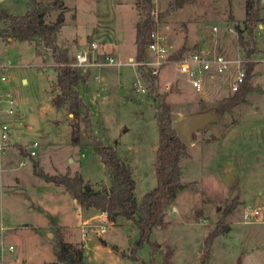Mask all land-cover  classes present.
Returning a JSON list of instances; mask_svg holds the SVG:
<instances>
[{"label": "rangeland", "instance_id": "obj_1", "mask_svg": "<svg viewBox=\"0 0 264 264\" xmlns=\"http://www.w3.org/2000/svg\"><path fill=\"white\" fill-rule=\"evenodd\" d=\"M0 4L22 14L30 0H0ZM65 5L66 20L57 42L68 49L71 62L79 49L89 45L90 36L99 43L101 57L114 55L121 62L92 66L90 75L79 85L89 107L90 122H86L74 117L67 104L59 108L52 102L60 91L56 85L59 65L52 48L40 38L30 42L0 36V62L7 64L0 74L6 76L0 82V92L10 91L15 97L16 112L8 121L18 133L16 143L23 147L16 144L9 149L8 158L0 157L2 264L55 259L58 233L72 247L83 248L85 264H144L152 258L153 247L148 241L133 250L139 237L133 219L122 215L112 219L107 211L87 207L63 184L45 180L37 169L49 174L79 170L90 188H109L110 168L95 149L96 136L114 145L132 167L135 192L141 199L157 184L159 126L155 113L160 109L157 95L164 92L168 93L174 126L187 115L210 111L217 116L194 132L182 155V187L164 212L166 225H157L152 233L160 245L154 250L155 263H163L161 251L171 245L176 264H237L239 256L242 264H264V172L259 171L264 170V110L258 112L253 107L259 100L252 99L251 109L245 108V99L231 112L219 113V100L234 92L232 78L226 76V83L210 80L199 90L173 64L162 66L156 77L146 81V90H141L134 83L138 79L145 83L142 68L131 62L136 61L138 0H65ZM154 9L169 11L160 19L157 33L172 51L197 50L203 44L210 53L245 57L236 26H244L246 0H155ZM57 14L54 10L46 18L52 21ZM5 26L0 22V27ZM256 34L254 71L261 73L264 30L260 25ZM152 56L149 51L146 58ZM262 77L255 76L254 81L264 82ZM254 87V95H262L259 84ZM247 115L255 123L253 137L256 124L261 126L259 143H252L257 149H242L235 155L226 149L225 137ZM36 140L37 154L29 156L27 151ZM236 195L241 203L226 214ZM80 204L84 206L81 212ZM85 223L89 226L86 238L82 234ZM101 223H106L104 232H100ZM11 243L15 246L12 251L8 250Z\"/></svg>", "mask_w": 264, "mask_h": 264}, {"label": "trees", "instance_id": "obj_2", "mask_svg": "<svg viewBox=\"0 0 264 264\" xmlns=\"http://www.w3.org/2000/svg\"><path fill=\"white\" fill-rule=\"evenodd\" d=\"M141 20L136 25V54L135 60L142 61L146 58L150 43L154 40L153 32L157 30L159 21L169 11L153 14L155 0H138ZM264 8V0H246V17L244 26H236L238 42L243 48L246 57V77L240 88L232 94L221 98L217 105L219 113L231 112L235 106L246 99L247 93L253 89L251 78L257 63L253 54L258 50L256 28L259 24L264 30V16L261 11ZM58 10L56 18L47 20V15ZM67 6L65 0H30V6L22 14H14L0 4V22L6 24L0 27V36L6 38L34 41L40 38L43 43L52 48L53 56L59 65V73L56 85L60 91L52 98L57 107L68 105L70 113L74 117H81L90 122L89 107L84 101L79 85L87 79V72H81L79 67L72 64L68 49L57 42V35L66 20ZM174 53L172 57H177ZM141 69L142 66L139 65ZM167 92L157 95L159 110L156 111V119L159 126V144L156 152L155 169L157 184L144 193L141 199L138 198L135 187L136 179L132 167L120 157L114 145L105 144L98 137L94 136L95 149L101 154L102 161L110 168L111 185L109 188L94 189L85 183L81 171L76 170L73 174L71 169L65 173L49 174L42 169H37L39 175L47 181L63 184L66 189L87 207H97L107 211L112 219L122 215L133 219L139 229V237L136 241L135 251L145 241L153 247V256L144 264H156L154 250L160 249L157 241L152 239V233L159 224L166 225L164 212L171 205L180 187L182 155L186 152V143L176 132L172 124L171 105L167 100ZM74 138L79 140V134L75 133ZM22 147L21 143H17ZM36 166L37 163L34 162ZM241 203L236 195L225 213H231ZM59 229V228H57ZM216 232L210 234L212 241ZM162 264H176L174 260L175 248L167 245L164 251ZM55 259L39 262H20L16 264H85V255L82 247H72L58 233L57 243L54 247ZM237 264H242V257L239 256Z\"/></svg>", "mask_w": 264, "mask_h": 264}, {"label": "built area", "instance_id": "obj_3", "mask_svg": "<svg viewBox=\"0 0 264 264\" xmlns=\"http://www.w3.org/2000/svg\"><path fill=\"white\" fill-rule=\"evenodd\" d=\"M153 14L158 15V12L153 9ZM217 29V26H215ZM154 40L150 43L148 50L152 53V58H145L142 61H131L136 65L142 66L141 77L136 80L134 85L141 90H146V83L156 77L160 72L162 66L167 64L177 65L180 71L186 76L187 80L197 89H202L205 83L210 80H217L219 82H227L226 76H230L232 91H236L240 88L246 77V57L233 58L224 53H210L203 47L192 51H172L169 46L161 40L157 30L153 32ZM99 43L92 39L88 46L79 49L75 55V61L72 63L77 67H82L90 71L92 66H102L107 64L120 63L114 55L100 56ZM177 52V57L172 55ZM134 59V58H133ZM7 67L5 62H0V74L4 68ZM146 68V69H143ZM146 77V78H145ZM97 78H101L97 75ZM103 78V77H102ZM1 80H6V76L0 75ZM147 81V82H146ZM16 112V100L12 92L7 91L6 93L0 92V157L6 154L10 148L15 146L18 138V133L13 131L8 118ZM39 142L36 140L32 143V147L28 150L29 156H35L37 154L36 147ZM24 161L21 160L20 164ZM0 168L2 165L0 163ZM83 205L78 206L79 212L83 210ZM259 212V210H256ZM245 216H249V212L246 211ZM88 224L85 223L83 227V237L88 236ZM107 226L106 223L99 224L100 232H104ZM0 245L4 250L3 242L0 239ZM14 244L8 245V250H14ZM0 264L2 261L0 260Z\"/></svg>", "mask_w": 264, "mask_h": 264}, {"label": "crops", "instance_id": "obj_4", "mask_svg": "<svg viewBox=\"0 0 264 264\" xmlns=\"http://www.w3.org/2000/svg\"><path fill=\"white\" fill-rule=\"evenodd\" d=\"M261 13L264 16L263 9H262ZM259 25L262 27L261 24H259ZM90 37H92V36H90ZM90 37H89V40H90ZM92 39H93V37H92ZM200 46L203 47V44H200ZM259 49H261V48L259 47ZM131 57L132 56H129V58H131ZM260 70H261L262 74L261 73H255V71H254V74H253V76L251 78V83L253 85V89H251L247 93V95H246L247 101L244 102V106L246 104H248V106H246L245 108L251 109V108L254 107L255 110L258 111V112H260V110H264V96H262V95H264V82H260V81L255 82L254 81L255 76L259 75V76H263L264 77V66L260 67ZM89 72L91 73V71H89ZM89 75H87V76H89ZM222 83H226V82H222ZM255 84H259L260 91H262L261 92L262 95H254V92L256 91L255 87H254ZM257 96H258V98H257ZM254 98H256L257 101L259 100V104L258 103H254L252 101V99L254 100ZM250 100H251V102H250ZM252 102H253L254 106L251 104ZM249 114H251L250 111H248V115ZM248 115L246 117L242 118L241 123L234 125L230 129V131L227 133V135L225 137L226 138V149L228 151L233 152V154L235 153V155H237L239 152H242L241 151L242 149H246V150L250 151V150H252L254 148V150H255V149H257V147H255V145L253 146L252 143H259L258 142V139H260V133H259L260 129L259 128H261V126H259V124H256L257 125V130H255V131H257V134H256L255 137H253L252 128L255 127V123H253V121L251 122V121L248 120V118H249ZM251 115H253V114H251ZM9 155H10V153L8 151L6 154H4L2 156V159L8 158ZM259 171H261L260 173L264 172V170H261V169ZM18 263H20V262H18Z\"/></svg>", "mask_w": 264, "mask_h": 264}, {"label": "water", "instance_id": "obj_5", "mask_svg": "<svg viewBox=\"0 0 264 264\" xmlns=\"http://www.w3.org/2000/svg\"><path fill=\"white\" fill-rule=\"evenodd\" d=\"M138 20H141V16H139ZM91 39L92 37H90L89 41ZM89 74L90 72L88 71L87 75ZM216 116V113L210 111L184 116L176 121V132L186 143H189L193 139L194 132L197 129L203 128ZM180 187H182V184H180Z\"/></svg>", "mask_w": 264, "mask_h": 264}]
</instances>
